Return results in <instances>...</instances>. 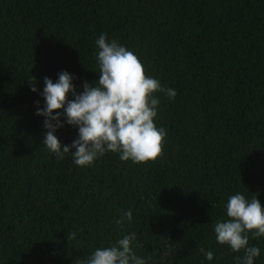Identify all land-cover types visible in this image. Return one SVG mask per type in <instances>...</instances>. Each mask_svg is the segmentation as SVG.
<instances>
[{"label": "trees", "instance_id": "1", "mask_svg": "<svg viewBox=\"0 0 264 264\" xmlns=\"http://www.w3.org/2000/svg\"><path fill=\"white\" fill-rule=\"evenodd\" d=\"M101 34L176 92L153 94L154 161L106 152L80 167L42 144L44 78L98 82ZM55 135L70 145L78 129ZM236 192L264 208V0H0V264H75L132 233L146 264H242L213 231ZM249 246L264 264V236Z\"/></svg>", "mask_w": 264, "mask_h": 264}, {"label": "clouds", "instance_id": "2", "mask_svg": "<svg viewBox=\"0 0 264 264\" xmlns=\"http://www.w3.org/2000/svg\"><path fill=\"white\" fill-rule=\"evenodd\" d=\"M95 43L98 82H84L82 91L77 93L74 77L66 71L58 74L55 83L44 78L40 93L44 106L38 107L35 113L44 118L42 144L57 159L71 154L73 163L80 167L90 166L106 152L118 153L119 159L125 162L154 161L162 155L166 130L155 123L159 99L153 94L163 93L174 99L176 92L162 87L158 79L146 76L138 56L116 40L109 42L101 34ZM29 83L30 90L36 93L35 78L31 77ZM69 93L72 99H68ZM61 117L64 123H61ZM65 124L78 129V139L62 146L55 132ZM225 210L227 219H219L213 225L217 243L228 246L232 252L243 250L242 264H254L260 248L249 246V234L253 238L264 236V208L256 195L249 200L236 192L228 198ZM124 219H132L131 211L124 213ZM123 222V219L116 221L121 226ZM75 237L73 232L67 239ZM135 239L136 235L132 233L114 245L97 248L86 261L77 260L75 264H146L130 247ZM199 251L207 260L213 259L212 251L203 247Z\"/></svg>", "mask_w": 264, "mask_h": 264}]
</instances>
